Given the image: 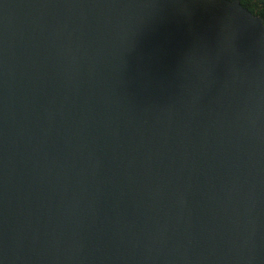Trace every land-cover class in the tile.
Returning a JSON list of instances; mask_svg holds the SVG:
<instances>
[{"label": "water", "instance_id": "water-1", "mask_svg": "<svg viewBox=\"0 0 264 264\" xmlns=\"http://www.w3.org/2000/svg\"><path fill=\"white\" fill-rule=\"evenodd\" d=\"M0 264H264L262 18L0 0Z\"/></svg>", "mask_w": 264, "mask_h": 264}, {"label": "snow or ice", "instance_id": "snow-or-ice-1", "mask_svg": "<svg viewBox=\"0 0 264 264\" xmlns=\"http://www.w3.org/2000/svg\"><path fill=\"white\" fill-rule=\"evenodd\" d=\"M240 3H241V5L249 6L251 4V0H240ZM257 3H259V5H260L259 15L261 17H264V0H257ZM249 11L250 12H255V8L249 6Z\"/></svg>", "mask_w": 264, "mask_h": 264}, {"label": "trees", "instance_id": "trees-1", "mask_svg": "<svg viewBox=\"0 0 264 264\" xmlns=\"http://www.w3.org/2000/svg\"><path fill=\"white\" fill-rule=\"evenodd\" d=\"M228 1H233V0H228ZM240 1V0H239ZM241 4V3H240ZM244 8H246L248 11H249V6H251V7H254L255 8V12H250L252 15H254V16H258V17H261L260 15H259V12H260V5H259V3H257V0H251V4L249 5V6H244V5H242ZM262 18V20H263V24H264V17H261Z\"/></svg>", "mask_w": 264, "mask_h": 264}]
</instances>
